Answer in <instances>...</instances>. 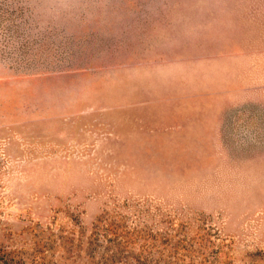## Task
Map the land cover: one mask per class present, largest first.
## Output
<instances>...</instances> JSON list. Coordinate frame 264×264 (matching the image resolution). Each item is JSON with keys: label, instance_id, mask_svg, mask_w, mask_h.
<instances>
[{"label": "rangeland", "instance_id": "obj_1", "mask_svg": "<svg viewBox=\"0 0 264 264\" xmlns=\"http://www.w3.org/2000/svg\"><path fill=\"white\" fill-rule=\"evenodd\" d=\"M0 264H264V0H0Z\"/></svg>", "mask_w": 264, "mask_h": 264}]
</instances>
